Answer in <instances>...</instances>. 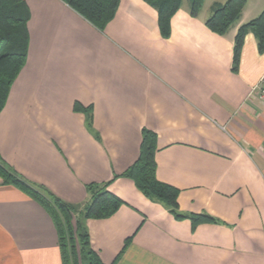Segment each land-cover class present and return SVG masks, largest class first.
<instances>
[{
  "label": "crops",
  "instance_id": "0c3cea01",
  "mask_svg": "<svg viewBox=\"0 0 264 264\" xmlns=\"http://www.w3.org/2000/svg\"><path fill=\"white\" fill-rule=\"evenodd\" d=\"M24 1L28 47L0 111L3 162L80 209L86 186L106 183L124 204L84 221L104 263L130 238L114 264H264V97L253 90L264 51L252 33L232 66L236 30L264 0H246L224 35L206 25L224 0H204L195 16L181 0L168 37L144 0H120L102 30L61 0ZM143 129L156 136V178L179 190L180 213L217 223L192 229L121 175ZM0 264H61L49 214L1 179Z\"/></svg>",
  "mask_w": 264,
  "mask_h": 264
},
{
  "label": "trees",
  "instance_id": "16d2710c",
  "mask_svg": "<svg viewBox=\"0 0 264 264\" xmlns=\"http://www.w3.org/2000/svg\"><path fill=\"white\" fill-rule=\"evenodd\" d=\"M84 19L102 30L114 17L120 0H61ZM156 9L158 29L162 37H168L170 19L178 10L181 0H144ZM204 0H189L190 14L195 16ZM246 0H225L214 3L206 20L207 27L218 35H224L238 21ZM29 18L24 0H0V111L5 105L10 87L22 69L27 54ZM247 33L256 39L258 52L264 51V10L256 17L242 23L236 30L233 41V69L237 68L240 53ZM73 109L89 112L75 102ZM156 136L147 129L142 130L140 151L134 163L121 175L131 179L135 187L145 196L168 207L175 219L187 218L194 229L200 223H217L206 213L181 214L177 197L179 190L156 178ZM116 177V176H115ZM0 179L12 185L40 204L49 214L57 233L61 264H114L130 242L126 238L121 251L111 263H104L92 248L89 232L84 225L88 219H106L120 208L124 201L107 189V184H88L90 202L83 208L63 201L47 189L31 184L11 169L0 158Z\"/></svg>",
  "mask_w": 264,
  "mask_h": 264
},
{
  "label": "built area",
  "instance_id": "2783aa9c",
  "mask_svg": "<svg viewBox=\"0 0 264 264\" xmlns=\"http://www.w3.org/2000/svg\"><path fill=\"white\" fill-rule=\"evenodd\" d=\"M253 90L261 97H264V71L253 86Z\"/></svg>",
  "mask_w": 264,
  "mask_h": 264
},
{
  "label": "rangeland",
  "instance_id": "374dc122",
  "mask_svg": "<svg viewBox=\"0 0 264 264\" xmlns=\"http://www.w3.org/2000/svg\"><path fill=\"white\" fill-rule=\"evenodd\" d=\"M225 1V0H224Z\"/></svg>",
  "mask_w": 264,
  "mask_h": 264
}]
</instances>
